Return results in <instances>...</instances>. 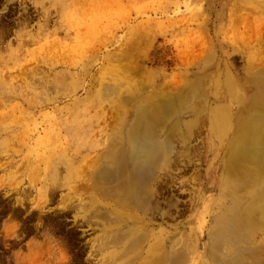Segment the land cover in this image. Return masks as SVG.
Here are the masks:
<instances>
[{"label": "rangeland", "instance_id": "374dc122", "mask_svg": "<svg viewBox=\"0 0 264 264\" xmlns=\"http://www.w3.org/2000/svg\"><path fill=\"white\" fill-rule=\"evenodd\" d=\"M0 264H264V0H0Z\"/></svg>", "mask_w": 264, "mask_h": 264}, {"label": "bare ground", "instance_id": "6f19581e", "mask_svg": "<svg viewBox=\"0 0 264 264\" xmlns=\"http://www.w3.org/2000/svg\"><path fill=\"white\" fill-rule=\"evenodd\" d=\"M164 153V152H163ZM141 158H143L145 161H147V162H150L149 161V152L148 151H146V150H143V151H139L138 153H137ZM146 196H149L150 194H149V191L148 192H146V194H145ZM151 196H153L152 194H151ZM131 198H132V194L129 192V191H126V192H124V195H123V197L121 198V200L122 201H124V202H126V201H129V200H131ZM145 202H144V205L143 206H145ZM144 211L146 212L147 211V209L145 208L144 209ZM105 219V218H104ZM108 219V218H107ZM144 224V223H143ZM134 227H135V225H134ZM131 228H133V227H131ZM131 232H132V229H131ZM131 232H125V233H127V234H129V233H131ZM135 235V234H134ZM119 236H121V234L119 235ZM119 236L118 235H116V233L115 234H110V235H106V237L105 238H103V242H108L109 240V243L110 244H114L115 242H116V240H119ZM130 236H132V235H130ZM229 237V236H228ZM123 238V237H122ZM121 239V238H120ZM143 240V238H140V237H135L134 238V240L132 241V243L131 244H129V249L131 248V247H133V246H136L135 244L136 243H139L140 241H142ZM140 244V243H139ZM103 246H104V243H103ZM113 246V245H112ZM124 246V245H123Z\"/></svg>", "mask_w": 264, "mask_h": 264}]
</instances>
